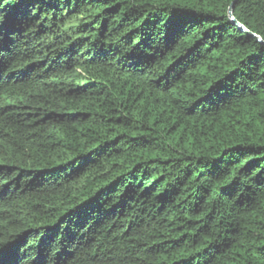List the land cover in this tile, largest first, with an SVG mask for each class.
Masks as SVG:
<instances>
[{
  "label": "trees",
  "instance_id": "16d2710c",
  "mask_svg": "<svg viewBox=\"0 0 264 264\" xmlns=\"http://www.w3.org/2000/svg\"><path fill=\"white\" fill-rule=\"evenodd\" d=\"M0 0V264H264V0Z\"/></svg>",
  "mask_w": 264,
  "mask_h": 264
},
{
  "label": "water",
  "instance_id": "95a60500",
  "mask_svg": "<svg viewBox=\"0 0 264 264\" xmlns=\"http://www.w3.org/2000/svg\"><path fill=\"white\" fill-rule=\"evenodd\" d=\"M237 0H234L233 3L230 5L229 9H228V15H229V18L233 21V23L243 32L247 33L248 35L250 36H253V37H256L254 34L248 32L241 24L237 23L233 16H232V5L236 2ZM257 40L259 42H261L262 44H264V42H262V40L259 38V37H256Z\"/></svg>",
  "mask_w": 264,
  "mask_h": 264
}]
</instances>
